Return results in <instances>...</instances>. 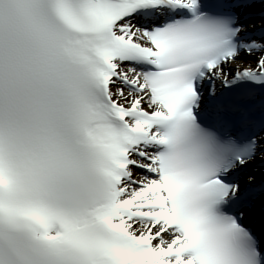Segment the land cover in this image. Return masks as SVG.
Wrapping results in <instances>:
<instances>
[{
	"label": "snow or ice",
	"instance_id": "1",
	"mask_svg": "<svg viewBox=\"0 0 264 264\" xmlns=\"http://www.w3.org/2000/svg\"><path fill=\"white\" fill-rule=\"evenodd\" d=\"M0 264H264V0H0Z\"/></svg>",
	"mask_w": 264,
	"mask_h": 264
}]
</instances>
